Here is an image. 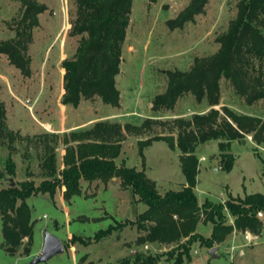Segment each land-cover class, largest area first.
<instances>
[{
	"label": "rangeland",
	"instance_id": "374dc122",
	"mask_svg": "<svg viewBox=\"0 0 264 264\" xmlns=\"http://www.w3.org/2000/svg\"><path fill=\"white\" fill-rule=\"evenodd\" d=\"M46 10L38 15V25L32 30L27 54L31 75L26 78L0 55V102L5 115L4 136L0 138V189L9 184L32 183L38 186L51 180L42 164L52 152L56 175L63 169V155L71 133L89 129L96 121L140 125L145 118L171 122L176 118L190 119L207 113L211 107L203 99L197 102L190 93L176 99L173 109H154L153 101L167 84V71L185 72L195 57H205L219 49L216 37L225 33L236 13L238 0H208L203 14L183 28L169 30L166 21L173 19L187 5L188 0H132L129 24L122 45L116 88L120 93L119 107L103 104L100 99L81 100L76 108L61 104L63 70L61 62L70 58L77 38L69 35L74 17L73 0H34ZM22 0H0V42L13 36L12 28L21 17ZM220 104L232 111L264 119V99L247 105L234 91L228 80L220 79ZM147 138L151 144L138 154V143ZM176 133L167 127L153 125L151 130L125 135L116 165L143 170L155 182L157 191H178L185 183L181 172ZM225 148L220 149L219 144ZM48 147L49 149H47ZM50 150V151H49ZM221 153L234 158L229 172L221 170ZM198 174L194 193L198 204L205 200L223 203L232 197L264 194V144L256 145L250 136L229 140H211L195 149ZM13 165V173L6 163ZM80 194L69 201L62 197L63 188L53 196L39 193L26 199L33 221V238L27 255L19 252L11 256L4 251L0 216V264H31L43 245L45 232L56 236L64 251L38 264H120L137 253L162 255L158 264H172L170 249L158 245H136L137 232L130 221L145 206L135 202L128 189L111 178L107 182L81 181ZM263 218V215L261 219ZM121 229L95 240L100 230L120 223ZM227 223L232 219L228 216ZM196 232L207 238L210 224L199 223ZM251 235L234 232L216 248L212 257L207 248L194 242L183 264H264V225L261 233Z\"/></svg>",
	"mask_w": 264,
	"mask_h": 264
},
{
	"label": "trees",
	"instance_id": "16d2710c",
	"mask_svg": "<svg viewBox=\"0 0 264 264\" xmlns=\"http://www.w3.org/2000/svg\"><path fill=\"white\" fill-rule=\"evenodd\" d=\"M157 0H148L155 3ZM208 0H188L187 5L173 19L166 21L169 30L181 29L186 23H193L195 17L203 14ZM23 11L16 20L13 36L0 42V55L5 56L21 76L31 75L30 57L27 54L32 40V30L38 25L37 17L46 10L34 0H22ZM74 17L70 22L69 35L77 38V45L70 58L63 59L61 68V104L76 108L81 100L100 99L103 104L119 107L120 93L116 88L119 74L122 45L129 24L132 0H73ZM236 13L225 33L216 37L219 49L205 57H195L185 72L167 71L165 90L153 101L154 109H173L176 99L183 93H190L197 102L203 99L211 109L190 119L176 118L171 122H158L145 118L140 125L96 121L92 126L78 133H71L74 146H67L63 155V169L56 175L54 154L51 152L42 166L51 180H44L38 186L22 183L9 184L0 189V216L2 221V243L4 251L16 255L25 245L22 253L27 255L33 238V221L26 199L47 193L53 196L57 188H63L62 197L69 201L80 194L81 181L99 180L107 182L117 178L123 189H128L135 202L146 208L130 221L135 227V244L158 245L170 249L172 264H183L189 256L191 245L211 248L226 240L234 232L259 235L264 225V194H248L244 197L231 195L223 203L205 200L198 204L194 193L198 174V159L195 149L211 140L238 139L250 136L256 145L264 144V119L238 114L220 104V79L228 80L236 94L247 105L264 99V0H238ZM3 104L0 102V138L5 127ZM153 125L167 127L176 133V148L179 151L181 172L185 183L178 191L160 194L155 182L146 177L143 170L116 165L121 142L125 135L140 130H151ZM153 139L138 143V154ZM225 148L224 143L219 144ZM49 149L48 147H46ZM50 151V150H49ZM221 170L229 172L234 158L221 153ZM6 169L13 173V165L7 161ZM264 176V174H263ZM3 171L0 170V179ZM258 214L263 218L259 219ZM228 216L232 223H227ZM128 223V222H127ZM127 223H120L100 230L95 240L107 236L113 229H121ZM199 223L210 224L211 232L203 238L196 232ZM162 255L137 252L132 264H158ZM125 259L120 264H128Z\"/></svg>",
	"mask_w": 264,
	"mask_h": 264
},
{
	"label": "water",
	"instance_id": "95a60500",
	"mask_svg": "<svg viewBox=\"0 0 264 264\" xmlns=\"http://www.w3.org/2000/svg\"><path fill=\"white\" fill-rule=\"evenodd\" d=\"M13 185V184H11ZM259 219H261L262 214H258ZM43 245L40 253L33 258L31 264L45 263L53 256L60 254L64 251V246L62 242L54 235H51L48 232H45L43 235ZM216 248H211L208 250V253L212 257H216L215 253Z\"/></svg>",
	"mask_w": 264,
	"mask_h": 264
},
{
	"label": "built area",
	"instance_id": "2783aa9c",
	"mask_svg": "<svg viewBox=\"0 0 264 264\" xmlns=\"http://www.w3.org/2000/svg\"><path fill=\"white\" fill-rule=\"evenodd\" d=\"M245 233H247V236H246L247 239L255 238V237H252L251 235H249L248 232H245Z\"/></svg>",
	"mask_w": 264,
	"mask_h": 264
},
{
	"label": "crops",
	"instance_id": "0c3cea01",
	"mask_svg": "<svg viewBox=\"0 0 264 264\" xmlns=\"http://www.w3.org/2000/svg\"><path fill=\"white\" fill-rule=\"evenodd\" d=\"M215 108L217 109V106ZM99 121H101V120H99ZM120 124H123V123H120ZM112 179L114 180V178H112ZM115 179H117V178H115Z\"/></svg>",
	"mask_w": 264,
	"mask_h": 264
}]
</instances>
